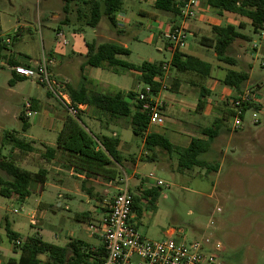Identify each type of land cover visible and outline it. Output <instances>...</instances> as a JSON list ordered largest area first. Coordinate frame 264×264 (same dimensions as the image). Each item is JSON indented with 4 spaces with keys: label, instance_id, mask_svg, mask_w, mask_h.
<instances>
[{
    "label": "crops",
    "instance_id": "obj_1",
    "mask_svg": "<svg viewBox=\"0 0 264 264\" xmlns=\"http://www.w3.org/2000/svg\"><path fill=\"white\" fill-rule=\"evenodd\" d=\"M42 1H40V4H42ZM84 1L91 0H70L68 11L66 12L64 7L67 5V1L54 0L52 6L54 10L50 12V16L47 14L45 15V13H43L44 15L41 14L38 16L42 49L35 56L30 54L28 51L29 47L27 46L30 43L28 39L31 38V36H34L36 41V35L32 28V25L35 26L34 21L29 20V18L25 16H21L16 17L14 22H12L11 19H8L11 14H8V17H2L0 15V39L5 45V49L0 56V60L1 57L4 56L5 61L0 62V67H8L10 71V77L7 79L8 87L5 89L4 87H0L4 89V92L0 93V114H6L10 111V107H15L17 98L20 99L23 97V108L17 112L16 117L19 118L20 114L23 113L29 123V127L27 130H22V134L17 130L6 131L5 143L9 148L6 151L3 147V150H5L6 156L14 158L17 164L20 161L23 165L21 167L24 169H28L32 172H38L40 170L39 167H41L47 170L45 182L34 183L37 184V188L41 195L44 194L45 187L48 184L49 175H51L53 185L62 192L59 193L60 196L63 195L65 198L72 199L79 192H85L89 195L90 199L95 200L96 203L93 205V210L76 213V218L78 220H82V218H79L78 215L85 212L88 213V217L93 219L95 217V220H99L105 215L107 210L105 206L106 202L122 191L126 185H129V190L132 194H142L144 190L153 186L148 180L140 177V173L137 171L139 162L153 161L157 163L163 171H169L173 175L177 173L182 174L191 170L179 169V153L184 151L189 146L193 138L198 137L207 139V136L203 133V131L213 126L214 123L221 120V118H223V120H221L222 127L220 134L210 142L208 150L204 154V158L210 162L211 160L209 159H211V157L213 158L215 156V158L218 159L221 156L227 155V145H230L232 140L235 138L232 150L233 155L237 157L239 162H245L246 165L248 163L252 165L254 162L253 155L251 153H247L248 151H246L245 148L244 150L242 148L243 143L247 144V141H243L244 137H246V133H244L245 127L235 131L232 130L231 124L230 127H227L226 125V121L230 123V119L227 115L231 112V101L240 91L224 84L223 79L228 70L232 68L239 69L237 67L238 62L236 66H232L220 61L214 48L201 45L197 41L200 36H212V25L232 24L238 26L241 22L245 23L243 18L246 17L227 11L220 12L211 7L208 4V0H201L199 13L195 18L188 21L186 26L191 31V35L188 37L186 45L181 48L185 53L198 56L212 64L211 75L202 82L207 91L206 95L202 96V100L204 102L203 108L200 110L198 109V102L201 98V86H199V83L198 85L194 83L195 79H189V81L183 80L179 83V85L174 82L172 85H168L167 82L165 83V72L163 76L156 77V80L162 84L161 88L156 93V97L163 100L165 103L163 111L164 122L162 124H150L147 133H157L167 137L173 145L172 152H167L160 147H155L153 150H149L146 146L145 136L135 134L136 136H140L142 138L140 146L132 140V137L128 139L123 136L121 132L122 130L125 131L126 129H131V117H114L108 112H100L97 108L89 104H80L82 110L78 116L85 128L92 135L97 137L110 136L119 138L120 142L118 151L122 164H110L109 167L114 169L116 173H96L87 172L86 170H78L73 164L68 162L66 155L61 150L57 151V155L52 161L47 162L43 157L47 149L46 147L56 146L58 133L63 126L66 116L70 113L66 108L64 101L55 96L49 90L47 93L38 91L35 94H31L30 91H27L26 95L23 94V83L28 78L17 75L12 69L13 65L25 64L28 66H37L44 56L54 55L57 62L53 66V77L63 87V90L67 91V98L70 99L69 87L80 86L83 82V76L87 78L86 87L88 89L107 94H114L118 91L129 90L138 93L144 86V84H140V72L136 70L118 67L115 71L112 67H95L85 63L86 55L88 53L87 41H96L97 43L114 41L128 47L124 39L127 34L125 27L130 24V17L127 15L125 10L124 0L122 8L116 14L117 28L115 31L103 28L100 20L97 26L92 27L93 38H89L84 33L87 32L86 27L88 25H86L80 17V11L82 9L88 10L87 6H83ZM140 1L156 8L155 0ZM175 1L179 3L183 0ZM205 1L207 2L205 3ZM137 12L141 16L158 18L156 12H152L143 6L138 8ZM166 12L169 15L164 19V23L168 22L167 25H169L178 21V14L170 11ZM1 13L2 12L0 10V14ZM45 20L56 22V25L53 28L54 32L52 38L45 31V29L49 27ZM64 25H68V31L65 30ZM6 27H8L7 31L14 30V37L9 34L6 39H3L2 36H4V34H2V31ZM162 30L163 29L159 30V35L166 39ZM60 32L63 33L62 37L58 35ZM208 32L211 33L206 34ZM155 35V33H151L149 41H152L155 38ZM62 38L66 40L64 45L61 43ZM165 46V48L171 51V57L168 62L171 63L175 49L172 45H168V43ZM240 56L241 55L239 54L237 55V57ZM237 57L235 58L237 59ZM243 59L249 61L247 55H245ZM145 61L158 62L153 59ZM165 63L166 62H164V64ZM121 68H124L126 71H123L124 69L122 70ZM118 72H127L129 75H133L135 82L133 86H122L121 83L113 79L111 73L114 74ZM76 73H78V75H76ZM11 79H14L12 84L10 83ZM164 86L167 88H164ZM51 98H55V100L62 106L63 112L58 109V106L51 102ZM26 101L31 102L30 109L25 106ZM129 101L132 100L129 99ZM40 110H42V112H40ZM31 115L36 116L33 122L30 119ZM82 116L85 120H82ZM33 126L35 128L38 127L39 129L34 130L32 129ZM224 131L229 132L227 144L225 145L223 143V146L222 144L216 145L215 143L217 138L222 136ZM10 135H15L16 137L24 138L26 141L32 142L35 149L29 154H21L18 149L13 147L12 141L9 140L11 139ZM37 143H39V146H36ZM136 145L139 147L138 154L134 151ZM99 146H101L100 143ZM220 169V165L216 164L214 171L219 172ZM67 171H69V174L73 179L66 175ZM150 173L153 172H149L147 176L148 178H150ZM0 177L3 179L10 178L6 171L1 168ZM78 180L81 181L80 184L78 183ZM123 181H125L126 184H123ZM10 198L18 199L15 195ZM143 200L146 201L145 198H142L140 203ZM140 205L142 206V204ZM42 207L43 202L40 201L38 210H34L32 216L37 214L36 212L41 210ZM143 214V207L141 215L134 210L133 220ZM3 223L5 228L6 224L10 225L6 217L0 216V225ZM173 230L174 229L171 228L167 231V234H171ZM21 238L26 237L21 236ZM10 243L11 246L9 248L5 247L1 244L0 237V264H12L11 259H18L20 257L21 252H18L20 249L16 248L13 242L10 241Z\"/></svg>",
    "mask_w": 264,
    "mask_h": 264
},
{
    "label": "rangeland",
    "instance_id": "obj_2",
    "mask_svg": "<svg viewBox=\"0 0 264 264\" xmlns=\"http://www.w3.org/2000/svg\"><path fill=\"white\" fill-rule=\"evenodd\" d=\"M40 1L42 0H0L2 12L0 15L2 17H8V14H11L8 19H11L12 22L16 17L21 16L34 21L35 26L32 25V28L36 35V41L35 37L31 36L28 39L30 43L27 45L32 56L42 49L38 16L44 15L43 13L50 16V12L54 10L52 8L54 0H43L42 4ZM141 6L156 12L158 18L139 15L137 10ZM124 7L130 17V24L125 27L127 34L124 40L131 52L121 58L135 64L150 59L166 62L168 69L165 71V83L167 82L168 85H172L173 82L179 85L183 80H197L193 74L179 72L168 63L171 51L165 48L168 41L159 35V30L167 28L168 22L164 23L163 21L169 14L140 0H125ZM243 19L245 27L242 31L250 37V40L237 39L231 47L230 53L233 57L241 55L237 57V67L248 71L247 84L252 86L257 82L264 81V71L259 66L260 61L258 56H255L256 53L249 52L250 45L258 39V35L253 33L250 20ZM45 21L49 26L45 31L52 38L56 22ZM101 25L103 28L115 31L104 15L101 18ZM64 27L66 31L69 30L68 25H64ZM7 29L8 27L2 31L3 39H6L9 34L14 37V30L7 31ZM86 29L85 35L93 38L92 27L87 26ZM151 33L156 35L152 41H149ZM209 33L211 32L206 34ZM200 37L197 39L198 42ZM245 55L248 56L249 61L243 59ZM4 61L5 57L2 56L0 62ZM111 75L122 86H133L135 83L134 76L127 72L111 73ZM9 77L8 67H0V87H4V89L8 87L7 79ZM140 84L144 83L140 81ZM23 87L25 95L27 91L35 94L38 91L47 93L49 90L46 85L31 78L26 79ZM4 89L0 88V93H3ZM23 101V97L17 98L14 108L10 107V111L6 114H0L1 156H6L3 147L6 151L9 148L5 143L6 131L17 130L21 134L23 133L21 120L16 117L17 112L23 108ZM51 102L63 112L62 106L55 98H51ZM35 117V115H31L32 122ZM82 120H85L83 116ZM260 120V123L253 124L252 111L249 110L245 114L244 133H246V137L243 141H247V144L243 143L242 148L253 155L252 165L239 162L233 155L235 138L230 145H227V155L218 159L215 156L209 159L214 165H220L219 172L195 167L182 174L173 175L169 171H163L153 161L139 162L137 171L141 178L155 186L156 181L147 177L152 171L157 178L163 181L158 189L159 195L154 204L147 200L140 203L144 214L134 219L140 233L148 239L161 240L168 237L167 231L173 228L175 230L173 237L176 239L182 238V236L189 240L210 237L221 245L218 252L219 264H264V115L260 116ZM226 125L230 127L228 121H226ZM32 129L39 128L33 126ZM121 132L123 136L128 139L132 137L136 144L141 145L142 138L136 136L130 128ZM228 134L229 132L224 131L223 135L217 138L215 144L223 146L224 143L226 145ZM36 146H39V143ZM134 151L139 153L137 145ZM18 164L23 166L20 161ZM66 175L73 179L69 171L66 172ZM80 182L78 180L79 184ZM123 184L126 182L123 181ZM59 193L62 192L53 185L52 177L49 175L48 184L42 195L37 184L32 185V192L24 201L0 194V216L6 217L12 230L18 231L24 237L38 234L45 241L58 245H65L71 238H79L90 243L93 247L102 245L100 233L94 234L90 229V223L95 222L96 218L89 217L83 221L76 218L77 212L93 210L95 200L90 199L85 192H79L72 199L60 196ZM40 201L43 202V207L36 212L37 222L32 224V213L34 210H38ZM15 209H18L19 212H14ZM0 237L1 244L9 248L11 243L4 223L0 225ZM18 252L21 251L18 250ZM41 257L44 261L45 256Z\"/></svg>",
    "mask_w": 264,
    "mask_h": 264
},
{
    "label": "trees",
    "instance_id": "obj_3",
    "mask_svg": "<svg viewBox=\"0 0 264 264\" xmlns=\"http://www.w3.org/2000/svg\"><path fill=\"white\" fill-rule=\"evenodd\" d=\"M66 1L67 5L64 9L67 12L70 0ZM123 1H84L83 6H87L88 10L82 9L80 11L81 20L86 25L95 27L104 15L112 27L116 29V14L122 8ZM181 3L182 1L177 3L175 0H155V7L178 14V6ZM208 4L220 12H232L248 18L254 34H258L263 28L264 0H208ZM243 27H245L244 22H241L238 26L232 24L212 25V36H201L199 43L206 47L214 48L220 61L236 66L237 59L230 53L231 47L237 39L250 40V37L242 32ZM168 44H170L169 41ZM87 46L86 64L95 67H112L115 71L118 67L136 70L140 72L139 80L142 83L151 84L155 92L160 89L161 83L156 80V77L164 75V62L143 61L140 64L131 63L120 57L129 55L130 49L114 41L102 43L87 41ZM4 49L5 45L0 39V56ZM170 64L179 72L192 73L197 77L194 83L197 85L199 83V86H201V98L198 102V109H202L204 105L202 96L207 93L202 82L211 75L212 64L198 56L185 53L181 48L174 51ZM86 80L87 78L83 76V82L80 86L69 87L70 97L74 104H89L100 112H108L114 117H131V129L134 134L146 137V146L149 150L160 147L167 152H172L173 145L167 137L157 133H147L150 124L149 111L144 108L143 102L137 98L138 93L132 90L118 91L114 94L93 91L86 87ZM248 80V71L232 68L227 71L223 83L241 91ZM13 81L14 79H11L10 83L12 84ZM129 99L132 101H129ZM230 114L227 115L228 118ZM19 118L22 122V130H27L29 123L26 116L22 113ZM221 120L216 121L213 126L203 131L207 139L193 138L189 146L179 153V169H192L196 166L208 170L215 169V165L204 158V154L208 150L210 142L220 134ZM10 138L9 140L12 141L13 147L18 149L23 155L29 154L35 149L32 142L26 141L24 138H19L15 135H10ZM119 142V138L116 137H97L92 135L80 121L79 116L74 117L68 114L58 133L56 146H47L43 157L47 162H50L56 157L57 151L61 150L66 155L68 162L73 164L78 170L96 173H116L109 166L111 163L122 164L118 151ZM99 143L101 146H99ZM0 168L6 171L10 177L9 179L0 177V194L5 197L15 195L21 201L31 194V187L34 183L45 182L47 177L45 168H40L38 172H32L18 165L14 158L7 156L0 155ZM159 188L160 186H152L144 190L142 194L131 193L133 209L139 215L142 214L141 199L145 198L154 204L159 195ZM78 217L82 218V220L89 218L86 212L80 213ZM6 230L10 241L21 251L18 259H11L12 264H100L105 256L103 244L93 247V245L82 239L74 238L65 245H58L45 241L38 234L21 238L20 234L13 231L8 224H6ZM18 239L22 241V244H16ZM41 256H45L44 261Z\"/></svg>",
    "mask_w": 264,
    "mask_h": 264
},
{
    "label": "built area",
    "instance_id": "obj_4",
    "mask_svg": "<svg viewBox=\"0 0 264 264\" xmlns=\"http://www.w3.org/2000/svg\"><path fill=\"white\" fill-rule=\"evenodd\" d=\"M201 0H183L178 6V21H175L163 30V34L176 50L186 45L191 31L187 28L190 19L197 16L200 10ZM60 37L63 33H58ZM258 39L250 45L249 52L258 56L259 66L264 71V24L257 34ZM61 43H66L61 39ZM57 59L53 56H44L37 66L15 64L13 71L22 77L31 78L47 86L49 91L61 98L70 115L77 117L82 107L74 104L67 98V91L53 77L52 68ZM167 64H164L166 70ZM159 77V76H158ZM162 86V84H161ZM161 88V87H160ZM164 88H167L164 86ZM153 86L144 84L138 92L137 98L143 102L144 108L149 111L150 124H162L164 122L163 111L165 103L156 97ZM83 104V103H81ZM230 124L232 130H240L245 126V114L252 111V123H260V116L264 115V81L249 86L247 83L231 101ZM25 106L31 108V102L26 101ZM149 124V125H150ZM149 177L156 181L155 186H160L163 181L156 178L154 173ZM105 215L95 222L90 223V229L94 234L102 236V244L105 256L100 264H219V242L210 237L201 239H176L173 237L175 230L168 237L161 240H151L143 236L133 220V197L128 185L106 202ZM14 212H19L15 209ZM32 224L37 222L36 216L31 217ZM17 245L22 244L18 239Z\"/></svg>",
    "mask_w": 264,
    "mask_h": 264
}]
</instances>
